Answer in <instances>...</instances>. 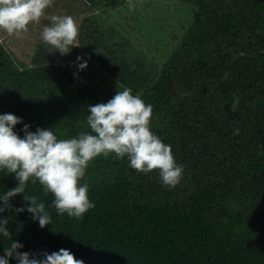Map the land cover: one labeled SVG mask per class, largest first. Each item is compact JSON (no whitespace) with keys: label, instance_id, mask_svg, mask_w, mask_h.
<instances>
[{"label":"trees","instance_id":"obj_1","mask_svg":"<svg viewBox=\"0 0 264 264\" xmlns=\"http://www.w3.org/2000/svg\"><path fill=\"white\" fill-rule=\"evenodd\" d=\"M184 1L197 5L195 18L159 73L133 62L123 42L100 47L106 34L83 71L47 52L20 70L0 45V114L58 116L71 127L88 105L130 88L153 112L168 110L161 141L196 181L182 201L160 200L158 170L128 177L127 157L117 159L122 166L109 176L80 179L95 207L75 218L57 215L53 195L30 179L25 195L45 203L52 224L41 229L28 212H15L26 202L14 197L0 217L20 252L64 248L84 264H264V0ZM26 91L35 94L24 103L17 94ZM17 183L0 172V195ZM10 243L0 234V257Z\"/></svg>","mask_w":264,"mask_h":264},{"label":"clouds","instance_id":"obj_2","mask_svg":"<svg viewBox=\"0 0 264 264\" xmlns=\"http://www.w3.org/2000/svg\"><path fill=\"white\" fill-rule=\"evenodd\" d=\"M52 3L53 0H0V30L10 36H19L28 31L30 23L39 24L45 19L49 23L40 33L42 41L62 56L69 54L80 46L78 26L72 16L47 15L46 9ZM75 65L78 71H83L87 68V60L78 56ZM238 103L236 98L232 111L237 110ZM152 112L151 104H145L139 95L132 94L130 88H124L106 103L87 106L90 132L60 140L52 128L38 127L33 132L28 124H24L21 137L14 129L23 123L22 118L11 113L0 114V172L14 174L18 182L0 195V213L13 208L10 201L23 195L26 203L15 208V212H28L41 229L52 224L45 203L37 196L25 195L31 179L33 183L39 182L45 195H53L52 207L57 215L67 213L69 217L82 218L95 205L89 200L88 185L80 186L79 181L90 161L110 153L121 159L127 157L129 167L138 174L158 170L162 184L174 188L181 181L183 165L176 163L171 145L163 143L150 130ZM233 134H239V129ZM8 223V218L0 217V234L11 240L4 248L0 264H9L11 259H16L18 264H84L64 248L50 254L20 252L23 245L12 239Z\"/></svg>","mask_w":264,"mask_h":264},{"label":"rangeland","instance_id":"obj_3","mask_svg":"<svg viewBox=\"0 0 264 264\" xmlns=\"http://www.w3.org/2000/svg\"><path fill=\"white\" fill-rule=\"evenodd\" d=\"M197 8V5L184 0H53L51 7L46 9V14L72 16L78 26L77 42L80 46L73 48L69 54L65 55L71 68H77L75 62L78 56L100 53V50L94 48L93 45L96 41H103L104 39H100V36L106 34L107 39L103 41L104 43L98 44L100 47L103 44L113 45L115 40L118 41L117 43L123 42L133 62L143 61L147 64H154L159 73L187 34ZM47 23L49 21L45 19H42L39 24L30 23L28 31L19 36H10L0 30V45L6 49L8 59L18 69L31 68L36 53L43 57L42 55L47 52L51 57L60 58L61 54L58 51L54 52L55 49L46 45L41 39L40 33ZM97 28L100 34L96 33ZM34 94V91L30 94L26 91L24 94H17V97L22 98L26 103ZM108 100L110 99L103 98L102 103ZM87 115V109H82L78 115L75 114L76 118L72 120L74 125L71 127L68 120L63 117L61 119H58V116L53 119L35 117L31 121L26 116V119L22 120L23 123L15 126L14 131L23 137L22 129L24 124H28L31 126L30 131L35 132L38 127L52 128L58 140L71 139L81 132L91 131L87 125ZM168 123V110L152 112L150 130L160 139L161 131ZM125 158L116 157L114 153H110L107 157L98 156L89 162L83 178L92 182L107 177L111 171L116 172L122 166V163L115 164L117 159L125 162ZM174 159L178 165H183L178 162V159ZM127 164L129 165L128 162ZM134 171L128 167L126 174L128 177H136L138 173ZM156 182L157 193L155 195L160 200L174 198L182 201L188 191L193 190L196 185L192 173L184 165L181 181L174 188L163 185L161 178Z\"/></svg>","mask_w":264,"mask_h":264}]
</instances>
